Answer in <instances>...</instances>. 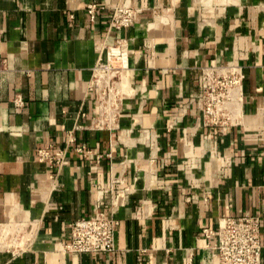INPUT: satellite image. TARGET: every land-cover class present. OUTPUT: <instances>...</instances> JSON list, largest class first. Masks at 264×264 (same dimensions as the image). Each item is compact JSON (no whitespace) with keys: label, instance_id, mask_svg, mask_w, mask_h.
<instances>
[{"label":"crops","instance_id":"0c3cea01","mask_svg":"<svg viewBox=\"0 0 264 264\" xmlns=\"http://www.w3.org/2000/svg\"><path fill=\"white\" fill-rule=\"evenodd\" d=\"M122 6L137 20L110 32ZM119 40L108 120L93 75ZM0 60V264H219L205 230L245 214L264 260V0H0ZM230 64L236 116L205 128L202 70ZM47 148L66 165L41 162ZM98 208L120 222L116 250L66 252Z\"/></svg>","mask_w":264,"mask_h":264},{"label":"built area","instance_id":"2783aa9c","mask_svg":"<svg viewBox=\"0 0 264 264\" xmlns=\"http://www.w3.org/2000/svg\"><path fill=\"white\" fill-rule=\"evenodd\" d=\"M98 7L93 4L88 8L92 19ZM138 13L130 7H118L112 17L110 32L132 27ZM5 61L0 60V71ZM128 69V51L123 40L107 50L105 64H97L94 69L93 87L98 90L101 112L105 119L113 120L116 116L118 83ZM202 93L196 103L200 111L199 121L205 128L219 127L226 129L236 116L243 84L241 68L230 64L222 70L203 69L199 80ZM16 105H23V100H15ZM50 148L39 150L41 162H47L52 169L66 165L67 151L55 154ZM120 225L115 216L98 208L93 216L83 217L71 225V241L65 251L70 254H108L116 250V233ZM261 219L252 214L239 217L223 218L217 232L205 230L208 238L217 235V244L212 246L214 257L219 264H264L261 244Z\"/></svg>","mask_w":264,"mask_h":264}]
</instances>
